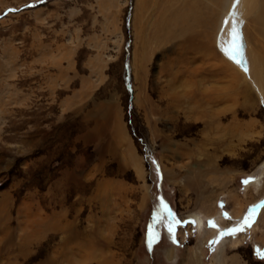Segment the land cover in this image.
Here are the masks:
<instances>
[{"label": "rangeland", "instance_id": "1", "mask_svg": "<svg viewBox=\"0 0 264 264\" xmlns=\"http://www.w3.org/2000/svg\"><path fill=\"white\" fill-rule=\"evenodd\" d=\"M143 2L0 0V264H264V102Z\"/></svg>", "mask_w": 264, "mask_h": 264}, {"label": "bare ground", "instance_id": "2", "mask_svg": "<svg viewBox=\"0 0 264 264\" xmlns=\"http://www.w3.org/2000/svg\"><path fill=\"white\" fill-rule=\"evenodd\" d=\"M140 1L143 2V0ZM149 1L151 5L154 6H157L158 3H160V5H165L168 3L170 4L169 10L165 12L164 19L161 22V25L163 26L161 31L162 34L169 33L172 28H175V26L178 25H185V29L183 30V34H185L187 29L194 23H196L197 26L199 25V27L201 28L205 27V29H213L211 34L206 33L203 36L201 35V37L213 40V44H215L227 58L225 59L226 61L221 62L223 65L218 67L217 74L219 75V77L222 76L220 78L226 80V82H228L230 85L241 88L242 91L240 92L243 94L245 99H247L250 94L254 93L259 103H261V101L264 102V57L262 56V53L264 55V0H239V2H237V0ZM146 4H144L143 2V5ZM176 5H178L179 8H177ZM148 7H150V5H148ZM144 8V10H148L146 9V7ZM205 9L207 10V14L211 11L213 13H216V15H214V18L202 17V12L204 13ZM233 24L238 27L242 38L241 64H237L233 60L229 59L220 47L222 38L225 41L230 39V33ZM168 30L169 32H167ZM198 38L199 37H197L196 35L187 42H193ZM238 59H240V57H238ZM135 164L138 167V171L141 173V175H144L142 164L140 162H135ZM193 172L190 171V174L196 175L195 178L202 177L200 173ZM170 174L171 173L167 171L168 177L170 176ZM259 175V179L249 188H247V193H252L253 191L260 193L264 188V164L260 169ZM227 198H233V194L229 192ZM240 201L243 202L244 200L240 199ZM243 208L244 206L240 205V210L237 211L238 208H236L235 210H233L234 212H232L230 216L236 217L240 215L243 212ZM204 213L199 212L192 213L190 215L191 221L193 222L196 230L199 232L200 237L202 238V244H204V242L206 241V237H208L209 233L206 231L205 218L210 217V214L203 215ZM215 221L220 224V217L219 219L216 218ZM256 227L257 225L255 226L253 231L257 230ZM175 251L176 248L174 247H171L169 249L167 253L168 260L173 261L176 258ZM202 255L204 256V254ZM199 260L200 259L196 256V259L191 258V261L188 264H198Z\"/></svg>", "mask_w": 264, "mask_h": 264}, {"label": "snow or ice", "instance_id": "3", "mask_svg": "<svg viewBox=\"0 0 264 264\" xmlns=\"http://www.w3.org/2000/svg\"><path fill=\"white\" fill-rule=\"evenodd\" d=\"M239 2V0H237ZM14 11V10H12ZM241 34L238 30V27L233 24L231 28V33H230V39L228 40H223L221 42V49L224 51V53L228 56L229 59L233 60L237 64L242 63V44H241ZM240 57V59H238ZM250 181L245 180L243 183L246 185ZM165 211L168 213L169 216H171V212L168 210L167 205H165ZM254 218V213L250 214L245 220H244V225L251 226V221ZM177 223H179L177 221ZM243 230V226H238L230 230L228 234L234 235L239 231ZM168 231L170 234L174 235L175 234V226L172 223H169L168 225ZM150 237L151 239H155V234L150 232Z\"/></svg>", "mask_w": 264, "mask_h": 264}]
</instances>
